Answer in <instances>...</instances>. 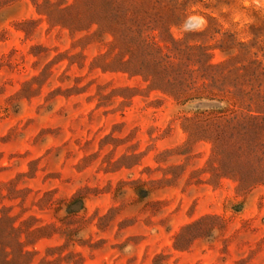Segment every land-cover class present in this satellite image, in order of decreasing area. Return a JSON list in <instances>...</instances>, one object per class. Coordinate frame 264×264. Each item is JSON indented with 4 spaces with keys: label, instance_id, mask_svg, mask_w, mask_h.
<instances>
[{
    "label": "rangeland",
    "instance_id": "rangeland-1",
    "mask_svg": "<svg viewBox=\"0 0 264 264\" xmlns=\"http://www.w3.org/2000/svg\"><path fill=\"white\" fill-rule=\"evenodd\" d=\"M171 3L187 13L171 36L228 64L214 100L102 73L110 36L79 42L29 0L0 4V264H264V185L214 178L211 144L185 132L199 111L245 112L235 87L264 92V0Z\"/></svg>",
    "mask_w": 264,
    "mask_h": 264
},
{
    "label": "trees",
    "instance_id": "trees-1",
    "mask_svg": "<svg viewBox=\"0 0 264 264\" xmlns=\"http://www.w3.org/2000/svg\"><path fill=\"white\" fill-rule=\"evenodd\" d=\"M8 1L14 0H0V4ZM29 1L39 15L45 16L49 26H59L71 34H83L79 42H101L110 36L111 53L95 58L96 68L102 73L139 77L147 84L143 89L147 93L169 96L178 104L202 99L211 101L215 95L203 93L225 81V77L220 78L217 73L228 64L211 63L215 47L185 46L171 36L170 28L179 27L187 17L185 3L177 7L172 0ZM218 48L225 52L233 47ZM242 55L246 53H239L234 59ZM254 65L248 63L241 69L257 81ZM259 86L263 87L261 83ZM121 91L129 94L125 98L130 99L137 88L125 87ZM27 92L34 90L28 88ZM244 92L235 87L231 98L233 103L245 106V112L225 107L199 111L197 118L201 119L193 122L185 132L189 140L211 144L212 157L219 171L213 173L214 178H228L240 188L248 189L264 185V92ZM15 244L19 249L23 247L18 240Z\"/></svg>",
    "mask_w": 264,
    "mask_h": 264
}]
</instances>
